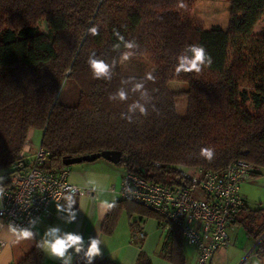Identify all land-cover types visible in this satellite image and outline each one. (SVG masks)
I'll return each mask as SVG.
<instances>
[{
    "label": "trees",
    "instance_id": "trees-1",
    "mask_svg": "<svg viewBox=\"0 0 264 264\" xmlns=\"http://www.w3.org/2000/svg\"><path fill=\"white\" fill-rule=\"evenodd\" d=\"M196 1L184 0L187 7L178 8V0H0V168L5 175L30 129L41 132L40 146L50 153L43 169L51 172L64 168L65 158L117 151L116 165L124 172L164 186L190 168L221 171L235 160L251 164L252 177L260 175L264 68L247 79L237 43L251 37L264 18V0H228L227 26L207 29L188 16ZM93 26L98 35L88 33ZM189 45L203 46L212 64L205 61L200 72L177 74L178 58L193 57ZM92 53L111 66L110 79L94 78L87 62ZM128 55L147 59L154 81L128 71ZM175 80L187 84L181 92L187 96L184 117L175 109L179 93L167 87ZM141 83L144 87L136 90ZM120 90L126 100L116 95ZM202 148L214 149L211 162L200 155ZM114 205L103 223L105 234L122 211L140 222L153 217L160 225L159 216L144 207L124 199ZM262 233L264 224L255 238ZM182 242L179 229L170 226L159 257L186 264ZM85 253L74 264H88ZM41 261L35 246L14 264ZM91 264L116 263L96 256ZM135 264H151L150 258L140 250Z\"/></svg>",
    "mask_w": 264,
    "mask_h": 264
},
{
    "label": "built area",
    "instance_id": "built-area-1",
    "mask_svg": "<svg viewBox=\"0 0 264 264\" xmlns=\"http://www.w3.org/2000/svg\"><path fill=\"white\" fill-rule=\"evenodd\" d=\"M49 156L41 146L32 150L26 138L18 158L11 164V172L4 175L0 219L7 227L10 223L28 227L33 217L48 218L50 207L61 204L69 186L76 189L75 197L92 194L68 182V168L56 172L43 169ZM253 170V166L243 160L232 161L221 171L192 168L177 174L171 186L125 172L120 194L122 199L157 214L164 233L170 226L177 227L182 241L195 252V264H215V253L229 246L226 229L244 207L239 190L241 184L252 177ZM136 224L135 231L142 238V224L138 220ZM2 245L0 241V247Z\"/></svg>",
    "mask_w": 264,
    "mask_h": 264
},
{
    "label": "crops",
    "instance_id": "crops-1",
    "mask_svg": "<svg viewBox=\"0 0 264 264\" xmlns=\"http://www.w3.org/2000/svg\"><path fill=\"white\" fill-rule=\"evenodd\" d=\"M34 131L33 129L28 131L27 139H31ZM96 161L97 162L81 163L69 169L68 182L81 190H90L92 192L90 196L74 197L76 200L73 209L76 211V219L74 221L68 222V213H57L56 205H52L50 207V216L40 219L37 228L33 229V231L38 233L35 238L17 240L0 219V225H3V227H0V241L3 243L0 247V264H14L20 260L25 253L36 246L48 227H59L60 232L58 235H63L66 232L82 234L83 243L80 252L77 253L75 246H73L62 259L50 258L44 251L36 246L42 253L41 264H65V262H67V264H74L79 253L87 252L90 243L88 238L95 236H98L102 241L99 245L102 253L101 256L116 264H135L140 250L148 255L152 254L151 252H153V250H156V248L153 247H159L161 242L158 241L161 235L158 221L154 219L153 227H151L146 223L147 218H143L141 221L142 238H140L137 232L135 230L133 231L131 228V224L135 222L132 219L133 216L129 217L124 211L119 214L113 231L110 234L103 233L102 227L108 212V208L105 204L115 203L122 199L120 184L121 178L125 172L123 168L118 165H113L101 159ZM4 175L5 169L0 168V176L4 177ZM244 202V207L226 229L229 246L219 249L215 253L213 257V262L215 264H222L221 262L224 261L221 254L223 251H227L231 246L233 242V232L237 229L238 225L247 227L249 233L256 237L255 233H257L262 224H264V220H258V224L255 223V215L249 212L245 199ZM62 205L66 206L65 201ZM262 237H264V235H262ZM190 252L191 253H188L187 251L186 255L184 254L186 264H188L187 260L195 264V252L192 249ZM250 253H252V251ZM149 258L151 264H160L154 254L149 256Z\"/></svg>",
    "mask_w": 264,
    "mask_h": 264
},
{
    "label": "rangeland",
    "instance_id": "rangeland-1",
    "mask_svg": "<svg viewBox=\"0 0 264 264\" xmlns=\"http://www.w3.org/2000/svg\"><path fill=\"white\" fill-rule=\"evenodd\" d=\"M188 16L203 29H207L212 26H220L224 28L227 26L229 21L228 0H197L189 8ZM44 27L45 23H42V28ZM237 44L240 46L242 55L247 62V71L245 76H247L248 79L250 72H254L256 69L261 70V68H264V18L258 21L251 37L246 40L239 41ZM126 57L124 65L125 68H127V64L129 63L127 68L128 71L131 70L130 72H133L138 70L139 72L144 73L143 75L153 73L152 65L147 59L142 57H133L131 55ZM243 85L250 87V84H248L247 81H244ZM167 87L170 91L179 93L175 99V109L179 117H184L187 108V96L181 92H185L187 90V84L175 80L167 82ZM248 107L249 110L253 112L250 106ZM40 141L41 132L39 130H35L33 136L29 140L32 150L38 149ZM74 166L76 165L71 166L69 169ZM191 169L192 168L188 170ZM259 173L260 175L250 177L240 186V194L245 199L249 211L252 213L254 212L253 215L255 214L256 224H258V220H264V168H261ZM132 219L133 221L138 220L135 215ZM146 223L148 226L153 227L154 218L148 217ZM159 232L161 238L158 242H161L165 233L161 229H159ZM262 235H264V233H262L259 238H255L249 233L247 227L238 225L237 229L233 232V242L231 243V246L227 251H223L221 254V257L224 259L221 263L264 264V255H260L264 254V242H262V246L255 248V246H257L255 244H257L258 240L262 238ZM153 248H156V250H153V252H151L152 254H148V256L154 254L160 264H169L159 257L157 253L158 248L156 246ZM191 249L193 250V248L188 246L185 242H182V250L185 255L187 251L188 253H191ZM251 251L252 253H250ZM259 252L262 253L257 254ZM187 263L192 264L190 260H187Z\"/></svg>",
    "mask_w": 264,
    "mask_h": 264
},
{
    "label": "clouds",
    "instance_id": "clouds-1",
    "mask_svg": "<svg viewBox=\"0 0 264 264\" xmlns=\"http://www.w3.org/2000/svg\"><path fill=\"white\" fill-rule=\"evenodd\" d=\"M178 8H186L187 5L184 3V0H178ZM88 33L95 36L98 35V28L93 26L92 28L88 29ZM119 40H123V36H120L119 33L116 34ZM132 44H126V47H132ZM192 52L193 57L191 60L187 58H178V64L176 66V73L179 74L180 72H200L202 66L207 61L208 66L212 64V58L208 55L205 51L203 46L198 45H189L188 46ZM127 58V57H125ZM89 68L92 71L94 78L100 79L101 77H108V73L110 71V65L106 63L102 59H98L95 57V53L90 54L88 59ZM146 80L154 81V77L151 73L146 74ZM144 86L143 84H137L136 90L142 89ZM121 100L127 99V94L120 90L116 93ZM112 95H109V100L113 99ZM141 112L144 113V109L141 107ZM27 151V148L25 149ZM200 155L211 162L214 158V149L213 148H202ZM3 180L4 177L0 176V201L3 199L4 195V187H3ZM131 192V189H128ZM75 192L76 189L74 187L69 186L66 190V194L64 196L65 205L56 204L57 213L67 212L68 213V222H72L76 219V211H74V206L76 204L75 200ZM105 206L108 209L114 207V203H106ZM40 223V217H33L28 222V227H19L14 224L8 225L9 232L15 236L17 240L20 239H34L35 236L38 234L37 232L33 231V229L37 228V225ZM3 227V225H0ZM60 232L59 227H48L43 234V237L37 242L36 246L40 248L46 255L50 258L55 259H62L65 257L66 253L69 249L75 246L76 252L81 251V245L83 243V235L82 234H74L71 232H66L63 235H58ZM89 247L85 256L87 258L88 264H91L92 260L96 256H101L102 253L100 251L99 245L102 243L101 239L98 236L89 237ZM67 264V262H65Z\"/></svg>",
    "mask_w": 264,
    "mask_h": 264
},
{
    "label": "water",
    "instance_id": "water-1",
    "mask_svg": "<svg viewBox=\"0 0 264 264\" xmlns=\"http://www.w3.org/2000/svg\"><path fill=\"white\" fill-rule=\"evenodd\" d=\"M99 159H102L106 162L116 165L119 163L121 159V154L120 152L117 151H102L100 153L85 155L81 157L65 158L63 159L62 163L63 166L69 167L81 163H91Z\"/></svg>",
    "mask_w": 264,
    "mask_h": 264
}]
</instances>
